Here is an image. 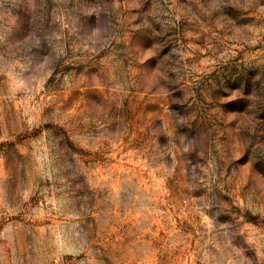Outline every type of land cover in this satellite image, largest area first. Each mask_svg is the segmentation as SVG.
<instances>
[{"label":"rangeland","instance_id":"rangeland-1","mask_svg":"<svg viewBox=\"0 0 264 264\" xmlns=\"http://www.w3.org/2000/svg\"><path fill=\"white\" fill-rule=\"evenodd\" d=\"M0 264H264V0H0Z\"/></svg>","mask_w":264,"mask_h":264}]
</instances>
